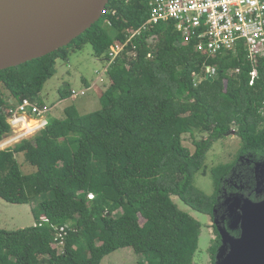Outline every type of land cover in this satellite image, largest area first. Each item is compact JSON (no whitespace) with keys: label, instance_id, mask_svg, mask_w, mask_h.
<instances>
[{"label":"trees","instance_id":"trees-1","mask_svg":"<svg viewBox=\"0 0 264 264\" xmlns=\"http://www.w3.org/2000/svg\"><path fill=\"white\" fill-rule=\"evenodd\" d=\"M148 16L147 0H110L102 18L69 45L0 70V142L12 131V109L24 98L40 103L58 58L68 59L70 49L87 42L105 58L116 40ZM205 64H217V75L195 84L194 73ZM255 66L259 75L251 84ZM107 73L103 108L80 114L67 106L64 118H52L33 137L0 149V197L30 203L31 188L40 198L32 209L33 225L0 228V264H100L124 247L143 255L147 262L141 264H194L201 222L172 197L213 213L224 179H235V163L211 168L215 196L198 188L194 178L207 174L214 142L233 131L242 141L239 155L264 159V56L254 65L243 46L203 54L193 42H182L172 21H163L135 38ZM61 93L66 98L72 90ZM197 131L208 135L194 138L192 151L183 135ZM18 153L36 166L34 172L22 171ZM62 226L68 230L65 243L54 247ZM215 232L214 264L220 243Z\"/></svg>","mask_w":264,"mask_h":264},{"label":"rangeland","instance_id":"rangeland-1","mask_svg":"<svg viewBox=\"0 0 264 264\" xmlns=\"http://www.w3.org/2000/svg\"><path fill=\"white\" fill-rule=\"evenodd\" d=\"M56 68L57 72L44 83L40 93V103L42 107H47L49 112L45 115L47 120L57 117L64 118L65 108L70 105L76 106L80 114L103 108L102 99L93 101L91 97L104 89V83L100 82L99 85L101 86L95 90H87L84 95L80 93L82 89L87 88L85 79L88 80L90 85H94L97 81H100L101 76L104 75L105 80H108L109 77L106 73L107 61L104 57L96 56L92 43L87 42L76 50L70 49L68 59H57ZM71 90H74L79 96L69 95L62 98L61 91ZM6 97L13 102L7 93ZM31 116L37 118L36 115ZM32 117L29 118V123H19L16 127L12 126V131L0 142V149L15 146L22 139L31 138L39 133L40 129L36 128L39 122ZM207 135L206 132L199 131L195 133V136L186 133L183 135V143L193 151L195 148L194 138L201 139L207 137ZM241 147L242 141L234 131L214 142L206 158L208 172L206 175L198 172L195 175L194 184L208 195L215 196L216 186L211 175V168L224 163L237 162ZM16 156L24 173L28 174L36 170V166L26 160L24 153H18ZM28 192L33 198L30 203H12L0 197V228L15 230L31 226L36 222L32 209L39 203L40 198L33 194L31 188H28ZM172 198L179 208L190 213L201 222L199 245L194 255V264H214L210 251L217 235L213 226V218L209 214L194 210L180 200L178 196L174 195ZM216 198L218 199V194ZM142 256L137 254L132 247H124L106 255L100 264H141L142 259L146 261Z\"/></svg>","mask_w":264,"mask_h":264},{"label":"water","instance_id":"water-1","mask_svg":"<svg viewBox=\"0 0 264 264\" xmlns=\"http://www.w3.org/2000/svg\"><path fill=\"white\" fill-rule=\"evenodd\" d=\"M110 0H0V70L69 45L107 12ZM239 236L219 227L215 264H264V199L232 194Z\"/></svg>","mask_w":264,"mask_h":264},{"label":"built area","instance_id":"built-area-1","mask_svg":"<svg viewBox=\"0 0 264 264\" xmlns=\"http://www.w3.org/2000/svg\"><path fill=\"white\" fill-rule=\"evenodd\" d=\"M147 4V20L127 34L125 39L116 40L110 46L105 57L107 71L135 38L163 21H172L182 42H193L195 48L203 54H228L237 52L238 48L243 46L247 58L254 65L264 56V0H147ZM107 23L110 24L109 21ZM218 69L217 64H205L201 72L194 73L195 84L200 83L204 77H215ZM238 72L239 68H236L230 74ZM258 75L255 66L251 72V84ZM91 88L82 89L80 93L84 95ZM72 96L79 94L72 90ZM11 111L8 121L13 127L19 123H29L31 115L37 116L32 118L39 122L36 126L38 129L48 122L45 116L49 113L47 107H42L40 103L29 98H24L17 108ZM89 197L93 198L94 194L91 193ZM67 233V227L62 226L53 246L64 245ZM60 248L62 251L63 246Z\"/></svg>","mask_w":264,"mask_h":264},{"label":"flooded vegetation","instance_id":"flooded-vegetation-1","mask_svg":"<svg viewBox=\"0 0 264 264\" xmlns=\"http://www.w3.org/2000/svg\"><path fill=\"white\" fill-rule=\"evenodd\" d=\"M253 156L252 154L249 156L240 154L238 161L234 165L237 167L235 169V179L233 176L226 177L224 184L218 190V202L213 208V213L209 214L213 218V226L217 231L219 227H224L234 236H239L240 234L239 224H235L232 219L237 214L236 206L231 204L232 201L226 200L232 194H244L254 200L264 199V159L258 160ZM220 245L221 236L217 251ZM216 255L217 252L215 254V262Z\"/></svg>","mask_w":264,"mask_h":264},{"label":"crops","instance_id":"crops-1","mask_svg":"<svg viewBox=\"0 0 264 264\" xmlns=\"http://www.w3.org/2000/svg\"><path fill=\"white\" fill-rule=\"evenodd\" d=\"M85 81V84H87L86 86H87V88L88 87H92L91 89H94L95 90V87H99V86H101V85H99V84H101L100 82H102V83H104V89H106L108 86H109V77H108V80H105L104 79V75L103 76H101L100 77V81H97L94 85H90V83L88 82V80H84ZM105 82H107V83H105ZM103 87V86H102ZM101 93L100 92H98V93H96L93 97H91L92 98V100L93 101H99V100H101Z\"/></svg>","mask_w":264,"mask_h":264}]
</instances>
